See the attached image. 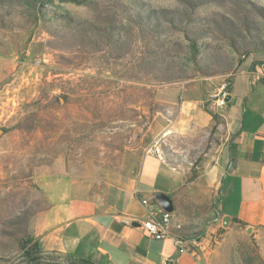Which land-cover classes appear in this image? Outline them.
<instances>
[{"label": "rangeland", "instance_id": "374dc122", "mask_svg": "<svg viewBox=\"0 0 264 264\" xmlns=\"http://www.w3.org/2000/svg\"><path fill=\"white\" fill-rule=\"evenodd\" d=\"M78 2L0 0V264L102 195L157 88L220 83L247 57L264 72V0ZM216 133L159 143L185 180L171 214L206 234L201 264H264V227L213 221Z\"/></svg>", "mask_w": 264, "mask_h": 264}, {"label": "crops", "instance_id": "0c3cea01", "mask_svg": "<svg viewBox=\"0 0 264 264\" xmlns=\"http://www.w3.org/2000/svg\"><path fill=\"white\" fill-rule=\"evenodd\" d=\"M229 82L228 103L222 109L212 97L217 82H177L157 88L154 98L161 108L138 137L123 147L102 195L77 208L66 206L58 220L42 225L35 235L40 249L94 264H166L169 258H174V264H201L206 234L199 238L196 255H177L172 239L149 238L137 221L163 211L155 200L157 194L170 198L173 213L179 208L175 197L185 180L162 156L159 143L192 142L216 135L218 129L223 143L214 179L206 180L204 186L216 180L220 221L236 218L249 227H264V72L247 57ZM176 223L171 214L172 235L189 240L199 236L184 231L191 226L179 228L183 223Z\"/></svg>", "mask_w": 264, "mask_h": 264}, {"label": "built area", "instance_id": "2783aa9c", "mask_svg": "<svg viewBox=\"0 0 264 264\" xmlns=\"http://www.w3.org/2000/svg\"><path fill=\"white\" fill-rule=\"evenodd\" d=\"M229 78H224L220 84L216 87L214 95L212 96L217 108L222 109L226 107L229 97ZM143 205H147V200H142ZM221 218L220 211H216V216L213 221H217ZM171 220V213L161 211L160 214L151 215L147 218L138 220L137 222L144 230L145 234L154 240L172 239L176 245L177 255H182L187 252H193L197 254V248L199 238H193L192 240L183 238L181 236H174L169 231V223ZM166 264H174V258H169Z\"/></svg>", "mask_w": 264, "mask_h": 264}, {"label": "trees", "instance_id": "16d2710c", "mask_svg": "<svg viewBox=\"0 0 264 264\" xmlns=\"http://www.w3.org/2000/svg\"><path fill=\"white\" fill-rule=\"evenodd\" d=\"M77 3L80 0H74ZM263 50V48H257ZM234 222L245 225V223L234 218ZM195 226L184 228V231L194 232ZM8 261V260H7ZM6 264H94L90 260L74 258L57 251L44 252L40 249L38 240L27 235L19 242V255Z\"/></svg>", "mask_w": 264, "mask_h": 264}, {"label": "water", "instance_id": "95a60500", "mask_svg": "<svg viewBox=\"0 0 264 264\" xmlns=\"http://www.w3.org/2000/svg\"><path fill=\"white\" fill-rule=\"evenodd\" d=\"M155 200L163 211H165V212H171L172 211L173 206H172L171 200L168 196H166L164 194H157L155 197Z\"/></svg>", "mask_w": 264, "mask_h": 264}]
</instances>
